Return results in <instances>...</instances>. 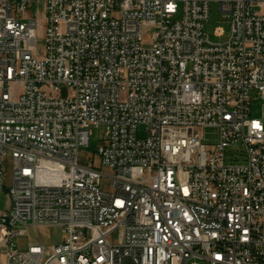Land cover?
I'll use <instances>...</instances> for the list:
<instances>
[{
	"label": "built area",
	"instance_id": "built-area-1",
	"mask_svg": "<svg viewBox=\"0 0 264 264\" xmlns=\"http://www.w3.org/2000/svg\"><path fill=\"white\" fill-rule=\"evenodd\" d=\"M3 189L0 264H264V0H0Z\"/></svg>",
	"mask_w": 264,
	"mask_h": 264
},
{
	"label": "rangeland",
	"instance_id": "rangeland-1",
	"mask_svg": "<svg viewBox=\"0 0 264 264\" xmlns=\"http://www.w3.org/2000/svg\"><path fill=\"white\" fill-rule=\"evenodd\" d=\"M39 13H38V11ZM45 11L44 3H40L38 7H33L32 14L40 15L43 17ZM218 26H223L226 30L225 35L218 36L215 33V30ZM230 19L224 16V13L221 12L218 8L217 4H213L211 10L210 20L206 22V31L210 34L211 39L214 41H222L226 40L229 36L230 32ZM150 32H147L149 36ZM42 32L40 29L39 32V48L40 51L44 46V40L42 38ZM252 109L253 114H261L262 112V102L259 98V93L257 91L252 92ZM106 126L105 125H93L92 126V136H91V144L83 147L81 149V157L83 161H94L97 163L99 161L98 155V147L105 142L104 136L106 134ZM139 136H143L145 134L144 126H141L138 130ZM9 198L7 195V190H0V208H5L8 204ZM19 227V226H17ZM64 236V230L62 226H44V225H28L26 227V232L24 235L18 236L17 240L19 241V247L24 248L27 246L29 242H42L47 244L58 243ZM3 252V260H5L4 248H2Z\"/></svg>",
	"mask_w": 264,
	"mask_h": 264
}]
</instances>
